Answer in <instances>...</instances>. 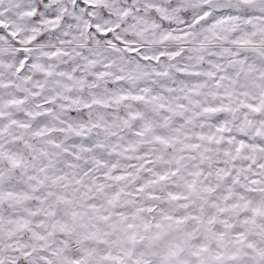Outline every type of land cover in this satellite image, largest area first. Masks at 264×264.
<instances>
[{
  "label": "snow or ice",
  "instance_id": "6c2138e0",
  "mask_svg": "<svg viewBox=\"0 0 264 264\" xmlns=\"http://www.w3.org/2000/svg\"><path fill=\"white\" fill-rule=\"evenodd\" d=\"M0 264H264V0H0Z\"/></svg>",
  "mask_w": 264,
  "mask_h": 264
}]
</instances>
